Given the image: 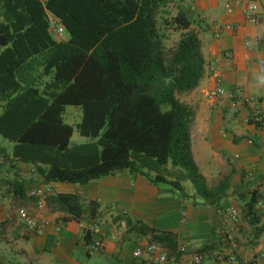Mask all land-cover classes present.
<instances>
[{
	"label": "trees",
	"instance_id": "16d2710c",
	"mask_svg": "<svg viewBox=\"0 0 264 264\" xmlns=\"http://www.w3.org/2000/svg\"><path fill=\"white\" fill-rule=\"evenodd\" d=\"M171 5L176 7L172 0H0V134L13 142V158L34 164L45 183L86 185L128 170L133 178L171 185L183 199L210 201L192 152L193 111L178 98L199 85L205 58L197 33L189 30L192 19L179 7L170 15ZM160 24L186 31L171 52ZM57 25L67 40L55 37ZM68 105L82 108L76 126L64 121ZM75 127L90 141L73 144ZM0 156L9 157L6 148L0 147ZM182 181H190L196 195ZM9 184L16 197L28 199L17 174ZM257 199L252 191V219ZM81 200L76 193L53 199L77 218ZM193 202L201 204L196 197ZM139 224L154 240L177 245L175 233Z\"/></svg>",
	"mask_w": 264,
	"mask_h": 264
},
{
	"label": "crops",
	"instance_id": "0c3cea01",
	"mask_svg": "<svg viewBox=\"0 0 264 264\" xmlns=\"http://www.w3.org/2000/svg\"><path fill=\"white\" fill-rule=\"evenodd\" d=\"M172 1L192 19L189 30L197 33L205 58V74L199 85L183 93L180 101L193 111L192 152L210 190V201L196 199L201 204L193 202L190 206V201L171 185L154 184L143 176L133 178L128 170L86 185L45 183L34 164L13 158V142L0 134V147L6 148L9 155L0 156V264H139L132 252L139 242L151 237L139 222L176 234L177 245L168 247L173 258H179V245H187L235 253L240 264H264V206L256 209L255 219L249 216L248 208L252 191L257 192V200L264 198V128L247 119L255 107L264 108L260 66L264 41L258 46L254 44L256 38L264 35V23L260 20L254 25L245 18V0H239L232 12L227 11L228 0ZM258 2L260 10H264V0ZM49 18L52 22L57 20L52 14ZM61 39L67 40L68 35ZM215 62L225 87L242 95L238 107L228 99L209 97L216 82L208 66ZM50 79V75L43 76L39 81L45 83ZM82 114L81 106L68 105L63 118L74 126L81 121ZM74 135L75 131L71 142ZM77 141L80 144L90 139L80 135ZM16 174L26 191L51 187L50 224L46 229L29 233L21 224L7 230L14 200H21L9 184ZM59 193H76L81 197L84 211L80 218L53 201ZM188 194L193 196L196 192ZM228 210L238 213V221L232 220ZM82 225L94 226L87 238ZM97 239H103L105 247L90 254L89 244ZM184 264H189L188 257ZM203 264L227 263L209 257Z\"/></svg>",
	"mask_w": 264,
	"mask_h": 264
},
{
	"label": "built area",
	"instance_id": "2783aa9c",
	"mask_svg": "<svg viewBox=\"0 0 264 264\" xmlns=\"http://www.w3.org/2000/svg\"><path fill=\"white\" fill-rule=\"evenodd\" d=\"M259 0H245V7L243 14L245 18L254 25H257L260 20L264 23V10H260ZM239 0H228L226 8L228 12H232L234 5ZM229 29H233L232 26H227ZM53 33L56 38H61L64 33V28L60 25L53 27ZM264 41V35L262 38H256L255 45H260ZM260 66L262 71V77L264 82V59L260 60ZM210 76H212L216 82L215 88L209 93L210 98L228 99L232 106L238 107L242 101V95L238 94L235 90H229L224 85V77L220 72L219 65L215 62L208 66ZM248 121L264 128V108H254ZM52 195V189L46 185L37 189H31L27 191L28 199L25 205H17L15 209H12V213L7 219V230L17 226L24 225L26 230L30 232L41 231L47 228L50 224L49 218V204L48 199ZM258 206L263 207L264 201L259 200ZM14 207V206H13ZM227 213V211H226ZM229 216L234 222L238 221V213L235 210H228ZM84 230V236L94 230V226L89 227L87 225L81 226ZM105 247L103 239H97L89 244L88 252L95 254L101 252ZM178 251L180 253L179 258H173L171 256L170 249L161 242L154 240L150 237L146 242H139V244L133 250V257L139 260V264H184V258L188 257L189 264H203L204 261L212 257L217 261H224L227 264H240L239 257L235 253H228L218 249H204V248H189L187 245H179ZM261 257H255L254 262Z\"/></svg>",
	"mask_w": 264,
	"mask_h": 264
},
{
	"label": "rangeland",
	"instance_id": "374dc122",
	"mask_svg": "<svg viewBox=\"0 0 264 264\" xmlns=\"http://www.w3.org/2000/svg\"><path fill=\"white\" fill-rule=\"evenodd\" d=\"M168 9H169V14L170 15H174L176 12H177V8L176 7H173V5H171V6H169L168 7ZM161 23V22H160ZM160 28H161V32L164 34V43H165V46H166V49H167V51L168 52H171L176 46H177V44H178V42L180 41V39H181V37H182V35L186 32V31H184V30H174V29H172V28H165V26H163V25H161L160 24ZM64 35H67V33H65ZM183 94H179L178 95V98L179 99H183ZM73 107H76V106H73ZM252 113V112H251ZM251 113H249V117H250V115H251ZM248 117V118H249ZM76 122H78V121H76ZM73 124V123H72ZM74 126H76V125H74ZM80 137V134H79V132L77 131V129H76V127H75V135H74V138H73V144H77V143H79L80 141H77V139ZM85 142V141H84ZM183 186H184V189H185V191L188 193V192H194L195 193V190L193 189V186H192V184L190 183V182H188V181H186V182H184V184H183ZM179 193V192H178ZM185 199H188V201H190V206H192V203H193V200L195 199V197H192V198H185ZM196 199L199 201H201V199L202 198H200L199 196H197L196 197ZM263 199V198H262ZM261 199V200H262ZM259 201V200H258ZM27 203V201L26 200H24V199H22L21 198V200L19 199V200H14V203H13V208L15 209V207L17 206V205H25ZM12 208V209H13ZM259 208H262L261 206L259 207L258 206V202H257V204H256V206H255V209H259ZM13 209V210H14ZM262 209H264V208H262ZM124 216H126V218L128 217L127 216V214H124ZM152 237V236H151Z\"/></svg>",
	"mask_w": 264,
	"mask_h": 264
}]
</instances>
